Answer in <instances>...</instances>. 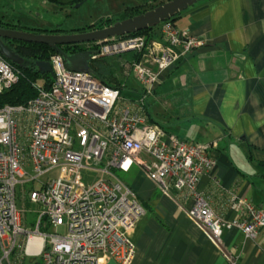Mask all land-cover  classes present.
Here are the masks:
<instances>
[{
  "label": "built area",
  "instance_id": "1",
  "mask_svg": "<svg viewBox=\"0 0 264 264\" xmlns=\"http://www.w3.org/2000/svg\"><path fill=\"white\" fill-rule=\"evenodd\" d=\"M157 30L150 40L123 36L84 48L95 52L92 61L139 56L128 67L141 89L134 101L125 103L120 89L90 73L68 70L54 53L48 89H39L26 105L0 106V264H12L16 256L19 264L25 257H37L40 264H130L135 254L131 234L144 211L113 171L128 172L134 164L164 193L173 190L188 202L189 218L219 246L224 231L232 228L248 240L264 235V207L230 194L237 217L227 220L200 190L202 177L215 164L212 145L188 143L147 121L148 99L162 76L205 45L169 21ZM17 79L0 55V94ZM52 169L59 171L56 179L24 189ZM213 185L220 188L217 179ZM18 186L22 204L27 194L38 208L34 232L22 227Z\"/></svg>",
  "mask_w": 264,
  "mask_h": 264
},
{
  "label": "crops",
  "instance_id": "2",
  "mask_svg": "<svg viewBox=\"0 0 264 264\" xmlns=\"http://www.w3.org/2000/svg\"><path fill=\"white\" fill-rule=\"evenodd\" d=\"M174 26L205 45L162 76L152 96L173 111L167 124L185 129L179 139L189 143V130H203L215 164L199 188L217 214L233 220L230 194L264 207V0L201 1L179 14ZM114 71L107 82L121 86ZM130 180L126 185L153 212L143 210L136 222L130 264H264V235L248 240L232 228L224 231L221 247L189 218L190 204L173 190L164 193L141 170Z\"/></svg>",
  "mask_w": 264,
  "mask_h": 264
},
{
  "label": "rangeland",
  "instance_id": "3",
  "mask_svg": "<svg viewBox=\"0 0 264 264\" xmlns=\"http://www.w3.org/2000/svg\"><path fill=\"white\" fill-rule=\"evenodd\" d=\"M168 1L169 0H0V21L15 26L18 30H40L46 32L42 34H49L50 32V34H52V31L57 30L58 34L56 33L53 35L77 34L79 32L84 33L90 31L89 29L102 19H111L114 22L122 21V16L128 14L132 10H150ZM159 27L160 25L155 27V31L158 32L157 29ZM83 48H86V43ZM97 61H100L104 66L110 67V65H114V72L118 80L122 81L121 99L125 101V103L138 99V94L141 93V89L136 79L128 71L129 54L119 57H105ZM92 70H94V66L90 64V71ZM104 80L107 82L109 77L104 78ZM115 80L117 79L115 78ZM148 109V117L153 122L163 126L173 135L178 137L181 133L180 130H185L181 129L182 125L167 124L169 120H172L171 113H173V111L167 109L166 105L161 100H157L153 96L149 97ZM202 135L203 130L194 127L189 130L185 139L191 144H207V138H204ZM234 152L239 155L241 154L239 151ZM140 170L143 171L140 166L134 164L130 172L114 170L113 174L122 183L129 184L131 182L130 178L136 174V171ZM29 173L31 176L35 175V173L30 170ZM58 174V169H52L39 176L34 183L25 184L24 189L29 190L32 187L38 189L42 184L56 179ZM16 193V206L21 213L22 227L24 226L28 228L30 232H34L33 230L36 229L38 221V208L29 202L27 194H25L22 204L18 198L20 195L19 186L16 188ZM23 239L24 238H22V242L24 241ZM18 258L19 256H16L14 260ZM32 259H35V263L39 262V258L37 257H25L23 258L24 263L22 264L32 263Z\"/></svg>",
  "mask_w": 264,
  "mask_h": 264
},
{
  "label": "water",
  "instance_id": "4",
  "mask_svg": "<svg viewBox=\"0 0 264 264\" xmlns=\"http://www.w3.org/2000/svg\"><path fill=\"white\" fill-rule=\"evenodd\" d=\"M205 0H169L168 2L150 9L140 15L118 21L103 29H96L84 33L67 35H46L35 34L0 28V55L13 64H21V58L7 47L2 39L27 44H40L50 48L53 52L60 55L66 68L74 72L90 71V64L95 52L84 51L75 54H68L60 47L64 45H79L85 43H100L116 37H123L145 31L159 26L162 22L168 21L181 14L188 8ZM41 72L52 74L48 62L37 64ZM32 261V260H30Z\"/></svg>",
  "mask_w": 264,
  "mask_h": 264
},
{
  "label": "trees",
  "instance_id": "5",
  "mask_svg": "<svg viewBox=\"0 0 264 264\" xmlns=\"http://www.w3.org/2000/svg\"><path fill=\"white\" fill-rule=\"evenodd\" d=\"M164 4V3H163ZM149 10V9H148ZM148 10H139L135 9L130 11L128 14L122 16L121 20H125L127 18H131L137 15H140ZM171 18L168 20L172 24H174L175 19ZM114 22L111 19H102L95 25H93L89 30H96V29H103L108 27ZM12 26V25H10ZM0 28H9V24H5L0 21ZM26 32L35 33V34H42L46 33L45 31L40 30H25ZM52 34H56L58 31H52ZM51 33V32H50ZM58 34V33H57ZM157 35L155 31V27L140 31L135 34H130L127 36H147L150 39L154 38ZM4 43V41H3ZM13 52L21 58V64H13L10 61L5 60L2 58L13 68L15 73L17 74V82L11 86L9 89L5 90L0 94V106L4 105H12V106H20L26 105L29 101L35 98L38 94L39 89H48L52 83V75L49 73L41 72V70L37 67L38 63L41 62H48L49 58L55 53L50 48L45 45L40 44H25V43H17ZM85 44L79 45H64L60 48L68 54H75L79 52L87 51L83 48ZM89 51V50H88ZM129 60H139V56L137 54H129ZM91 65L94 66V70L88 71L92 75L96 76L103 82L107 83L104 78L112 76V67L104 66L100 61H92ZM119 85V86H118ZM118 85L114 86L116 89L121 90V86ZM259 165H263L259 163ZM28 193V192H27ZM143 210H148L151 214L153 213L149 207V205L145 203H140ZM27 264H40V262H36L35 260L32 263Z\"/></svg>",
  "mask_w": 264,
  "mask_h": 264
},
{
  "label": "flooded vegetation",
  "instance_id": "6",
  "mask_svg": "<svg viewBox=\"0 0 264 264\" xmlns=\"http://www.w3.org/2000/svg\"><path fill=\"white\" fill-rule=\"evenodd\" d=\"M5 24H7V23H5ZM5 30H13V31L26 32L25 30H18V29L15 28V26H10V24H9V28H5ZM27 33H30V32H27ZM79 33H83V32H79ZM49 34H46V35H49ZM50 35H53V34H50ZM2 41H4V44L7 47H9L12 51H13V49H15L16 45H18L17 43H23V42H16V41H11V40H7V39L6 40L2 39ZM25 44H27V43H25Z\"/></svg>",
  "mask_w": 264,
  "mask_h": 264
},
{
  "label": "bare ground",
  "instance_id": "7",
  "mask_svg": "<svg viewBox=\"0 0 264 264\" xmlns=\"http://www.w3.org/2000/svg\"><path fill=\"white\" fill-rule=\"evenodd\" d=\"M86 73H90V72H86ZM91 74V73H90Z\"/></svg>",
  "mask_w": 264,
  "mask_h": 264
}]
</instances>
